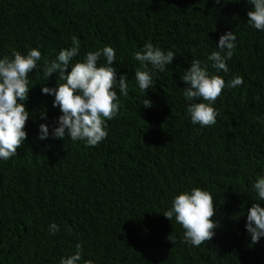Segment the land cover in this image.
Returning a JSON list of instances; mask_svg holds the SVG:
<instances>
[{
    "label": "trees",
    "instance_id": "1",
    "mask_svg": "<svg viewBox=\"0 0 264 264\" xmlns=\"http://www.w3.org/2000/svg\"><path fill=\"white\" fill-rule=\"evenodd\" d=\"M251 8L248 0H0V59L14 58L13 49L41 52L28 76L27 138L16 156L0 159V264H60L77 243L79 264H264V237L249 246L245 228L251 205L264 207L252 187L264 177V31L248 22ZM227 31L236 47L228 72H217L207 57ZM73 36V63L110 46L113 67L127 77L128 95L116 89L119 114L97 146L51 136L62 113L42 87L64 81L58 73L46 81L43 69ZM148 42L176 56L163 72L149 65L154 86L141 92L135 71L143 67L133 57ZM193 59L226 83L212 126L187 113L181 77ZM237 76L243 84L228 87ZM146 98L153 107L142 105ZM42 123L50 133L43 140ZM193 188L212 195L219 225L198 247L182 242V226L163 215Z\"/></svg>",
    "mask_w": 264,
    "mask_h": 264
},
{
    "label": "clouds",
    "instance_id": "2",
    "mask_svg": "<svg viewBox=\"0 0 264 264\" xmlns=\"http://www.w3.org/2000/svg\"><path fill=\"white\" fill-rule=\"evenodd\" d=\"M221 0H216L220 3ZM252 8L247 12L248 22L257 30L264 31V0H248ZM236 36L233 31L221 34L217 48L207 57L211 67L217 72H228L227 61L233 57V49L236 47ZM72 46L61 49L57 58L51 62L45 61L43 74L46 81L53 73H58L56 87H42L44 94L54 95L53 107H59L62 115L58 118V126L51 132L53 138L64 139L69 137L73 141L83 140L87 146H97L108 136L107 121L114 119L119 114L120 102L116 89L122 96L128 95L126 74H118L113 67L116 61L114 48L105 46L103 49L89 51L83 62L73 63V59L79 54L80 41L73 36ZM14 58L5 56L0 59V159L5 161L17 155L27 138L24 130L30 112L26 110L25 101L28 99V76L37 69L41 60V52L36 48L22 55L13 49ZM106 58V64L98 65L101 57ZM176 53L172 50L165 52L151 42L146 43L140 51L134 53V59L140 62L143 70L135 71V78L141 92L153 88L152 69L163 72L167 65H172ZM71 67L70 71H67ZM185 82L184 98L189 101L187 113L193 124L201 127L215 125L219 112L212 105L226 87L225 80L219 75H209L208 63L199 59H193L190 67L182 75ZM243 84L240 76L232 79L228 87H236ZM201 101V102H197ZM145 108L153 107L151 99L146 98L142 104ZM41 118L46 117L45 112L40 113ZM39 139L49 137L47 124L39 125ZM257 193L259 201H264V177L258 178L252 185ZM163 215L170 221L175 217L184 229L183 241L193 246L211 241L215 235V229L219 226L212 219L215 215L212 195L200 188H193L190 192H181L172 201V207ZM50 231L55 234L59 226L51 224ZM250 234V245H255L261 237H264V207L259 202H254L247 210L245 224ZM71 231V229H69ZM173 244L175 237H168ZM77 251L61 258L60 264H79L82 259V245L76 244ZM84 264H93L91 260Z\"/></svg>",
    "mask_w": 264,
    "mask_h": 264
}]
</instances>
